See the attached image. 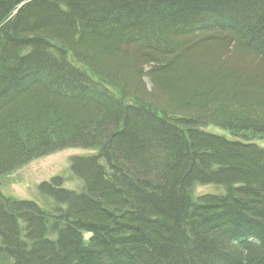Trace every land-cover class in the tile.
Segmentation results:
<instances>
[{"label":"trees","instance_id":"trees-1","mask_svg":"<svg viewBox=\"0 0 264 264\" xmlns=\"http://www.w3.org/2000/svg\"><path fill=\"white\" fill-rule=\"evenodd\" d=\"M65 149L0 264H264V0H0V177Z\"/></svg>","mask_w":264,"mask_h":264},{"label":"rangeland","instance_id":"rangeland-1","mask_svg":"<svg viewBox=\"0 0 264 264\" xmlns=\"http://www.w3.org/2000/svg\"><path fill=\"white\" fill-rule=\"evenodd\" d=\"M145 82V81H144ZM148 86V83H145ZM208 130L219 132L216 129ZM258 140V139H257ZM262 143L261 140H258ZM81 149H65L34 160L0 177V188L5 195L17 199H30L35 185L48 181L51 177L58 175L69 165L72 155L83 154ZM211 187H201L200 190H208Z\"/></svg>","mask_w":264,"mask_h":264}]
</instances>
